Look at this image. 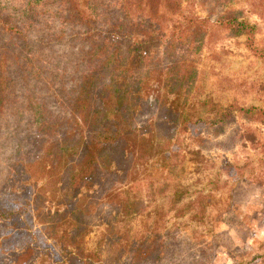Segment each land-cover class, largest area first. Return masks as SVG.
Masks as SVG:
<instances>
[{
	"label": "rangeland",
	"instance_id": "374dc122",
	"mask_svg": "<svg viewBox=\"0 0 264 264\" xmlns=\"http://www.w3.org/2000/svg\"><path fill=\"white\" fill-rule=\"evenodd\" d=\"M23 1L6 3L9 10H17ZM102 2L112 7L116 0ZM183 6L185 13L211 19L224 8L237 10L241 18L257 25L254 44L264 47V0H184ZM171 23L173 20L168 21L167 31ZM75 31L50 48L32 47L37 54L31 61L37 67L44 60L51 64L39 73L32 69L25 83L15 81L17 102L9 101L6 109L21 112V118L16 114L9 118L6 109L0 114V208L10 214L0 217V264H264V117L248 118L236 110L220 129L207 119L198 124L200 142L188 139L192 126L181 136L173 133V148L180 154L177 162L186 165L180 178H166L173 174L157 162L154 177L160 179L133 187L132 192L124 191L133 175L129 167L136 152L129 155L118 176L102 170L94 191L75 196L68 203V210L73 212L70 228L76 223L83 225L84 238L72 249L70 258H63L59 243L47 236L44 227L54 219V210L41 205L36 196L51 182L33 183L35 171L27 172L23 162L40 155L46 138L45 153L59 150L63 140L71 145L61 128L51 131L44 124L64 117L63 126L70 125L67 111L59 105L56 68L83 43L86 36L82 30L75 36ZM200 47L184 53L196 71V97L211 96L223 106L264 109V63L246 46L245 37L232 36L220 25H212ZM158 55L165 65L168 60ZM158 88L150 94V101L160 93ZM157 109L154 106L140 113L135 125L157 116ZM31 110L44 121L40 137ZM17 119L19 127L14 124ZM186 146L200 151L201 160L189 161ZM174 154L176 151L168 152L171 158ZM16 162L20 166L14 171ZM114 185L122 189L120 193L113 198L106 196V190ZM126 237L129 242L124 246Z\"/></svg>",
	"mask_w": 264,
	"mask_h": 264
},
{
	"label": "trees",
	"instance_id": "16d2710c",
	"mask_svg": "<svg viewBox=\"0 0 264 264\" xmlns=\"http://www.w3.org/2000/svg\"><path fill=\"white\" fill-rule=\"evenodd\" d=\"M6 2L0 0V114L9 101L17 102L15 81L25 83L32 69L37 68L39 73L51 64L44 60L37 67L31 61L37 54L33 46L50 48L75 29V36L81 35V30L86 36L67 61H62L59 68L55 65L59 69V105L67 111L70 125L63 126L64 117L44 124L51 131L61 128L71 145H65L63 140L59 150L45 153L44 146L49 140L46 138L40 145V155L23 162L27 172L35 171L33 183L51 182L44 193L38 192L36 196L41 205L47 204L54 210V219L44 227L47 236L59 243L63 258H70L72 249L84 238L83 225L76 223L70 228L73 212L68 210V203L75 196L94 191L102 170L118 176L129 155L136 152L132 157L135 162L129 167L133 175L124 191L160 179L154 177L157 162L173 174L166 178H180L186 165L177 162L180 154L173 148V133L181 136L192 126L188 139L200 142L198 124L206 119L220 129L233 116V110L248 118L264 117V109L256 106H223L211 96L196 97L193 91L197 87L196 71L184 58L185 52L201 48L200 41L212 25H220L232 36L245 37L246 46L264 63V47L254 44L257 25L241 18L237 10L224 8L211 19L185 13L184 0H116L112 7L102 0H24L17 10H9ZM170 20L173 23L167 31ZM51 27L56 29L53 31ZM177 52L180 56L175 55ZM159 53L168 60L165 65ZM157 85L160 93L150 101ZM154 106L159 114L136 126V117ZM32 112L34 129L40 137V124L44 121H39L41 115ZM6 114L11 118L16 113L6 109ZM16 116L21 118L22 113ZM15 122L18 127L21 125L19 119ZM188 142L190 145L191 141ZM185 148L189 161L201 160L200 151ZM170 151H176L174 158L169 157ZM19 163H14L12 170L16 171ZM121 190L114 185L105 194L113 198ZM6 211L0 208V217L8 218L10 214ZM128 242L126 237L124 246Z\"/></svg>",
	"mask_w": 264,
	"mask_h": 264
}]
</instances>
